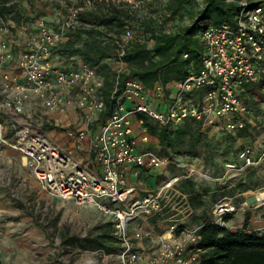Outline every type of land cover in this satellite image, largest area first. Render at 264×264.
Wrapping results in <instances>:
<instances>
[{
	"label": "built area",
	"instance_id": "2783aa9c",
	"mask_svg": "<svg viewBox=\"0 0 264 264\" xmlns=\"http://www.w3.org/2000/svg\"><path fill=\"white\" fill-rule=\"evenodd\" d=\"M95 1L79 0L55 24L44 17L17 22L0 14V116L9 121L6 126L0 117V154L6 146L19 150L40 192L94 208L113 221L118 249H96L91 254L97 256H85L78 264H106L100 255L110 257L112 264H196L199 249L191 245L198 241L202 223L186 221L192 212L189 205L181 208L177 203L178 197L187 202L176 188L179 177L134 197L136 188L127 172L137 176L139 168L162 169L166 162L142 146L150 140L145 119L171 128L192 119L218 131L237 129L240 121L235 117L246 108L240 96L243 83L264 76V2L231 0L238 6L234 23L210 24L199 33L200 66L195 69L191 61L187 75L170 86L168 97L159 81L153 90L134 77L121 89L115 83L111 114L95 128L94 120L105 110L97 66L81 60L65 66L52 54L66 34L77 29L79 13ZM106 1L137 8L142 0ZM132 36L126 26L124 39ZM70 104H75L82 123L63 129L59 110ZM44 126L61 128L74 141L73 148L88 137L86 158H75ZM237 157L239 162H225L223 174L227 180L244 182L250 169L264 161V151L256 155L252 146H244ZM257 190L264 191V185ZM246 205L264 207L256 202ZM241 209L233 196H220L211 207V220L227 225L225 218ZM154 217L164 219L163 231L149 229Z\"/></svg>",
	"mask_w": 264,
	"mask_h": 264
},
{
	"label": "trees",
	"instance_id": "16d2710c",
	"mask_svg": "<svg viewBox=\"0 0 264 264\" xmlns=\"http://www.w3.org/2000/svg\"><path fill=\"white\" fill-rule=\"evenodd\" d=\"M237 10L238 6L231 0H166L164 3L142 0L137 8L127 2L96 0L92 7L79 13L77 29L68 32L52 54L65 66H74L80 60L97 66V74L103 80L100 93L105 101V110L93 122L97 128L111 114L114 103L111 90L115 83L121 89L128 78L134 77L153 90L159 81L166 88L165 95L168 97L172 90L170 86L187 75L191 61L195 69L200 66L202 44L199 33L210 24H233ZM0 14L11 15L17 22L22 18L34 21L44 17L51 24L63 17L53 19L38 12L29 14L23 6L10 4L7 0L0 1ZM126 26L133 31L130 39L123 37ZM242 87L240 96L246 108L235 117L240 121L235 130L239 136L246 131L249 102H255L254 98L260 97L264 89V76L257 82H244ZM144 123L149 135L158 141L160 148L153 150L159 157L162 153L169 155L167 150L183 142L186 136L189 146L194 148L205 133L201 123L192 119L175 128L158 126L147 119ZM164 179L162 175L157 176L155 186ZM102 216L105 220L84 235L63 232L64 243L81 251L103 249L115 252L118 243L113 221ZM249 218L247 215L242 226L235 229L219 225L211 217L201 222L198 241L191 245L194 251L199 249L200 259L196 264H264V229H248ZM152 219L155 222L161 218ZM165 228L164 224L157 231Z\"/></svg>",
	"mask_w": 264,
	"mask_h": 264
},
{
	"label": "rangeland",
	"instance_id": "374dc122",
	"mask_svg": "<svg viewBox=\"0 0 264 264\" xmlns=\"http://www.w3.org/2000/svg\"><path fill=\"white\" fill-rule=\"evenodd\" d=\"M77 1L7 0L10 4L23 6L29 14L38 12L53 19L64 16ZM165 1L158 0L159 3ZM254 99L255 102H249L246 131L242 136L237 131L221 134L203 127L205 133L194 148L189 146L186 136L183 142L167 150L169 155L161 154L166 162L159 175L164 176V180L179 177L176 188L185 195L187 202L178 197L177 203L181 208L186 204L191 206V222L200 224L210 218L213 203L222 195L233 196L243 210L227 220L229 228L234 229L243 213L244 217L256 213L264 218V207L246 205L250 192L264 185V161L248 172L244 182L227 180L223 174L225 162L234 160L239 147L250 146L258 140V149L264 151V89L261 96ZM162 110L165 111L164 106ZM153 148L150 147L155 153ZM23 167L27 166L21 157H9L5 161L0 158V264H78L85 256H97L91 254L94 250L81 251L76 246L66 245L61 234L84 235L105 217L94 208L41 195L29 170H23ZM100 256L102 263H114L110 257Z\"/></svg>",
	"mask_w": 264,
	"mask_h": 264
},
{
	"label": "crops",
	"instance_id": "0c3cea01",
	"mask_svg": "<svg viewBox=\"0 0 264 264\" xmlns=\"http://www.w3.org/2000/svg\"><path fill=\"white\" fill-rule=\"evenodd\" d=\"M13 49L14 50L16 49V47L14 45H13ZM163 106H165L164 102H162L160 108H162ZM38 115H39V112H37V116ZM59 115H60V119H61V123H62V128L63 127L65 128L68 126L69 127H79L82 123L81 117H80L79 113H77V109H76L75 104H70L68 106H65L64 108H61L59 110ZM0 117L4 121L5 125L9 126L8 117H6L5 115H1ZM36 123H38V121ZM44 128L46 129L47 133H49V135L57 138L58 142H60L66 148L70 149L72 154L75 156V158H77L78 160H82V159L86 158L87 154L84 151H85V146L88 145V141H89L88 137H86L82 142L78 143L76 148H73L74 141L70 140L68 137H65L63 135V131L61 128H53V127H47V126H44ZM211 130H215V129H211ZM215 131H218V130H215ZM218 132L224 133L225 131H222V132L218 131ZM149 141H150V143L142 144V146L146 145V146H148V148H150L151 146L154 148L157 147V149L160 148V146L158 145V141L155 137L150 136ZM257 141L258 140L254 141L250 145L254 148V154H256V155H258L260 152V148L258 149V146H257V143H258ZM247 146H249V145H247ZM240 148H242V147H239L237 149V151L235 153L234 160H229V161L239 162V159L237 157V152L240 150ZM9 157L15 158V159H18V158L20 159L21 152L15 148L11 147V146H6V147H4L0 158H3L5 161V159H7ZM6 161H8V160H6ZM22 162H23V160H22ZM98 167L99 166L96 165L97 169H99ZM26 168L30 172V176H31V179L33 180L34 185L37 187V189H39L36 180L34 179L33 175L31 174L30 169L28 167H26ZM26 168L23 167V170L24 169L26 170ZM254 169H256V167L253 169H250L249 173ZM155 170L158 172H155ZM159 173H161V169L159 167H156V168H151V167L139 168V174L137 176H133L132 172L128 171L127 172V178H128L127 180L130 184H133L136 188L135 193H134V197L142 195L147 190H150L152 188L159 186V185L155 186V180L157 179V176L159 175ZM40 194L49 198V199H52L51 196L45 194L44 192H40ZM190 209H191V212H193L191 206H190ZM241 211H243V210H240L238 212H241ZM244 219H245V217H244V213H243V216L240 217V220H238V222L235 223V225H234L235 227H233V228L235 229L237 227H241ZM159 220L152 222L149 225V229H152L154 233L159 232V231H157V228H161L164 224H166V223H161V221H163L164 219H159ZM186 221L190 224H196V223L191 222L189 220V217L186 219ZM247 228L248 229L264 228V218H262L261 215H259V214L256 215V213H253L251 215V217L249 218Z\"/></svg>",
	"mask_w": 264,
	"mask_h": 264
},
{
	"label": "bare ground",
	"instance_id": "6f19581e",
	"mask_svg": "<svg viewBox=\"0 0 264 264\" xmlns=\"http://www.w3.org/2000/svg\"><path fill=\"white\" fill-rule=\"evenodd\" d=\"M255 194L257 196V200H256L257 205L264 203V191L257 190L255 191Z\"/></svg>",
	"mask_w": 264,
	"mask_h": 264
},
{
	"label": "water",
	"instance_id": "95a60500",
	"mask_svg": "<svg viewBox=\"0 0 264 264\" xmlns=\"http://www.w3.org/2000/svg\"><path fill=\"white\" fill-rule=\"evenodd\" d=\"M256 200H257L256 196H251V197L248 199L247 202H248L249 204H251V203L256 202Z\"/></svg>",
	"mask_w": 264,
	"mask_h": 264
}]
</instances>
